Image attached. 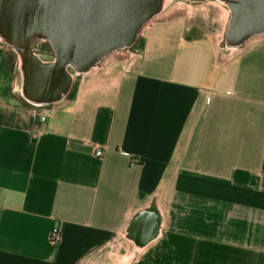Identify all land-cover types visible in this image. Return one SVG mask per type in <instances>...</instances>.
I'll use <instances>...</instances> for the list:
<instances>
[{"label": "crops", "instance_id": "1", "mask_svg": "<svg viewBox=\"0 0 264 264\" xmlns=\"http://www.w3.org/2000/svg\"><path fill=\"white\" fill-rule=\"evenodd\" d=\"M40 1L0 12V264H264V0H154L87 57Z\"/></svg>", "mask_w": 264, "mask_h": 264}, {"label": "water", "instance_id": "2", "mask_svg": "<svg viewBox=\"0 0 264 264\" xmlns=\"http://www.w3.org/2000/svg\"><path fill=\"white\" fill-rule=\"evenodd\" d=\"M98 1H102L103 4L101 2L102 6L91 9V14L95 16H91L92 20L90 18L86 25L68 27V24H60L54 31L53 27L47 26L61 54L87 57L95 50V46L107 47L130 38L138 23L149 14L154 2V0ZM74 46L81 48L80 51L78 49L76 51Z\"/></svg>", "mask_w": 264, "mask_h": 264}, {"label": "flooded vegetation", "instance_id": "3", "mask_svg": "<svg viewBox=\"0 0 264 264\" xmlns=\"http://www.w3.org/2000/svg\"><path fill=\"white\" fill-rule=\"evenodd\" d=\"M25 1L28 0L15 2L21 6ZM101 2L98 0H42L41 13L38 15L36 23L39 26L41 21H43L46 27H53V31L57 30L60 24H68V27L80 24L86 25L90 21L91 16H95L91 14V9L93 10L96 7L102 6L103 2L102 4ZM24 11L23 9V12ZM24 18L25 19L22 20L23 23H19L22 28H20V30L28 28L27 24H29L30 19L27 15ZM22 24H24V26H21Z\"/></svg>", "mask_w": 264, "mask_h": 264}, {"label": "rangeland", "instance_id": "4", "mask_svg": "<svg viewBox=\"0 0 264 264\" xmlns=\"http://www.w3.org/2000/svg\"><path fill=\"white\" fill-rule=\"evenodd\" d=\"M15 1H20V0H0V12L1 15L4 16V18H7L8 23L11 22L12 24V20L14 21V23H16L14 25L12 24V27L16 29L20 27L19 23H23L22 20L25 19L24 17L26 15L28 16V18L35 16V13L39 11V6H41V1L28 0L23 2L21 6L17 4ZM23 9L25 10L24 12ZM21 26H24V24H22Z\"/></svg>", "mask_w": 264, "mask_h": 264}, {"label": "built area", "instance_id": "5", "mask_svg": "<svg viewBox=\"0 0 264 264\" xmlns=\"http://www.w3.org/2000/svg\"><path fill=\"white\" fill-rule=\"evenodd\" d=\"M43 118V117H42ZM102 153L101 148H96L95 149V154L100 155ZM60 233H61V227L60 226H54L51 230L50 233V239L52 242H57L60 238Z\"/></svg>", "mask_w": 264, "mask_h": 264}]
</instances>
